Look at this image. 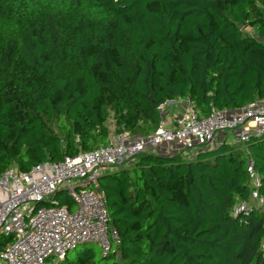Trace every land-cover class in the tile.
Masks as SVG:
<instances>
[{"label":"trees","instance_id":"trees-1","mask_svg":"<svg viewBox=\"0 0 264 264\" xmlns=\"http://www.w3.org/2000/svg\"><path fill=\"white\" fill-rule=\"evenodd\" d=\"M262 97L264 0H0V172L106 144L110 110L114 133L147 135L168 100L206 116ZM243 145L264 195V133L144 150L100 176L109 252L52 264H264V211L232 214L251 190Z\"/></svg>","mask_w":264,"mask_h":264},{"label":"built area","instance_id":"built-area-1","mask_svg":"<svg viewBox=\"0 0 264 264\" xmlns=\"http://www.w3.org/2000/svg\"><path fill=\"white\" fill-rule=\"evenodd\" d=\"M218 132L231 133L241 145L251 135H262L264 97L239 109L214 108L206 116L186 107L175 128L162 120L147 135L122 131L91 151L59 161L44 160L28 170L6 168L0 172V234L9 241L0 242V264L57 263L69 250L89 242L97 243L103 254L109 252L117 232L99 189L103 171L132 162L138 152H155L164 144L176 152L211 146ZM243 152L251 190L248 199L232 208L233 215L251 205L264 211V195L258 191L260 178L245 145ZM60 192L71 196L75 210L59 203L55 196Z\"/></svg>","mask_w":264,"mask_h":264},{"label":"rangeland","instance_id":"rangeland-1","mask_svg":"<svg viewBox=\"0 0 264 264\" xmlns=\"http://www.w3.org/2000/svg\"><path fill=\"white\" fill-rule=\"evenodd\" d=\"M240 27L245 31V32H247V33H253V28H250V27H246V26H244V25H240ZM17 92H19V93H22L21 92V90H17ZM17 98H18V96H17ZM175 101H177L176 103H170V100H168V101H166L165 103H163L160 107H159V110H160V113H161V118H160V120L161 119H163L162 118V116H163V114H164V109H165V106H171V104L172 105H174V106H178V104L180 105V110H181V113L183 114V112H185V109H186V107H191V104H190V102H189V100L188 99H185V100H181V99H177V100H175ZM178 103V104H177ZM110 117H108V119H107V121H106V124L108 125V127H109V129H110V136L112 135V134H114V129L116 128V126H117V124H115V120L113 119V117H112V114H111V110H110ZM162 121V120H161ZM164 121V120H163ZM165 122V121H164ZM151 133V132H150ZM228 136H229V141H232V142H235V137L231 134V133H228ZM211 146H214V144H212ZM211 146H208V147H211ZM205 148H207V147H205ZM192 152V150H189V151H186L185 153H186V155H189L190 153ZM139 153V152H138ZM14 166V165H13ZM16 167V166H15ZM18 168V167H17ZM92 186H90V188H91ZM75 206H72L71 208H70V210L71 211H73V210H75ZM7 241H9V238L8 237H6L4 234H0V242H7ZM87 247V248H89L92 252H93V255L94 256H100L101 254H102V251H101V248L99 247V245L97 244V243H87L86 245H84V244H81V245H78L77 247H76V249L75 250H73V251H71V254H76L78 251H80L81 249H83L84 247Z\"/></svg>","mask_w":264,"mask_h":264},{"label":"crops","instance_id":"crops-1","mask_svg":"<svg viewBox=\"0 0 264 264\" xmlns=\"http://www.w3.org/2000/svg\"><path fill=\"white\" fill-rule=\"evenodd\" d=\"M177 99L174 100H170V103H176L177 101H175ZM178 104V103H177ZM184 114V112H183ZM183 114L181 113L180 110V105L178 104V106H174L171 104V106H165L164 109V114L162 116L166 125L169 126L170 128H175L177 126V122L180 118H182ZM229 132H218L216 134V140H215V145L220 143L221 140L227 139L229 141V136H228ZM232 142V141H229ZM153 152V151H152ZM157 154H162V155H170L173 153H176V150L174 148H172V146L168 145V144H164L162 146H160L159 148L156 149L155 151Z\"/></svg>","mask_w":264,"mask_h":264}]
</instances>
